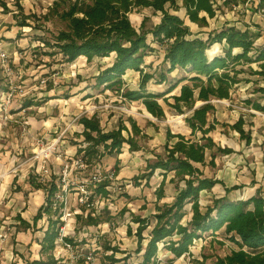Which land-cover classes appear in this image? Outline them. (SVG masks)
<instances>
[{
  "label": "rangeland",
  "instance_id": "374dc122",
  "mask_svg": "<svg viewBox=\"0 0 264 264\" xmlns=\"http://www.w3.org/2000/svg\"><path fill=\"white\" fill-rule=\"evenodd\" d=\"M2 2L7 4L8 10L1 6ZM262 2L264 5V0ZM257 3L256 0H241L236 9L222 7L215 18H208V26L191 24V30L207 40L208 33L220 30L224 25L245 30L247 21L257 27L253 20H248L246 11L251 6L256 7ZM68 4V0H0V50L8 55L9 69V76L1 72L0 76L5 82H0L8 84L11 79L13 84L9 95L0 94V188L5 193L2 218L13 234L9 243L0 242V264H27L28 261L36 260L40 254V248H36L35 244L40 241L38 238L41 237V230L37 228L32 232V243L21 235L23 244L17 242L20 228L18 226L16 229L14 225L20 215L18 212L33 199L32 192H28L32 190L30 178L40 182L39 177L41 179L44 175V179H49L45 177L51 174L68 179L78 186V189L73 190L67 188L65 193L66 233L75 240V244L72 248H57L55 255L60 260L59 264H109L105 257L112 255V252L105 254V245L122 251L123 254L116 255L118 259L131 254L121 264H141V255L136 254L137 239L129 237L127 230L129 225L134 230L137 228L132 223L131 214L150 217L155 213V190L161 184L162 177L157 173L149 187L145 180L142 186L137 187L135 178L146 173L148 159L153 160L155 153L163 152L168 130L175 134L190 135L185 118L191 113L177 115L163 98L159 102L165 108L166 118L152 119L141 102L131 103L123 99L121 94L125 88L139 89L140 75L135 72H128L123 78L126 84L120 94L104 87L96 88L94 77L113 62L112 58L95 59L92 63H88L86 58H80L74 64L67 65L62 64L61 56L50 55L55 50L48 49L45 44L53 43L58 34L67 29V23L61 15ZM252 9V13L257 15V9ZM178 15L183 18V10ZM145 18H149L146 29H151L160 22L161 17L150 9L140 10L130 16L137 29ZM24 23L26 26L21 27ZM263 45L264 38L256 42L257 47ZM153 47L155 52L146 59V65H152V68L146 70L154 73L155 78L147 88L153 94L163 95L173 85L190 77V74L179 69L169 75L167 83L159 84L158 75L164 67L165 48L158 44H153ZM223 48L215 44L208 55L211 58L224 55ZM249 67H240L246 71L241 77L256 82V85L243 82L231 100L214 101L216 111L210 115V121L219 124L211 136L218 146L231 148L234 153L227 156L220 154L214 168H204L208 177L223 183L211 192L202 194L201 204L204 207L212 205L215 198L225 196L226 189L234 187L237 190L229 194L232 199H247L259 189L262 194L259 195L264 197V114L246 107L243 102L259 97L253 95V90L264 87V77L250 75ZM251 67L253 71H261L259 64H252ZM186 84L192 85L185 81L166 98L178 95L181 86ZM170 102L173 103V100ZM27 105L32 107L26 108ZM95 114L106 132L115 130L121 123L131 129V120L135 121L145 135L137 138L142 150L131 152L129 146L125 145L121 154L104 157L97 167L80 169L76 159L78 147L75 146L82 141L77 137V133L83 130L79 120L84 116L91 118ZM241 118L245 121L246 133L252 136L249 145L241 139L239 133L229 128ZM98 173L111 180V197L107 200L96 199L93 206L88 207L85 204V196L88 195L79 190L85 187L91 193L88 188L90 177ZM257 184L261 188L258 189ZM166 193L167 198L161 205L173 203L177 195L174 185L169 181ZM93 213L95 216L100 215L102 220L112 219L111 224L102 223L91 227L82 221L77 224L76 215L83 216L85 220ZM24 228L22 226L21 229ZM232 247L234 245L223 236H206L195 243L191 255H186L174 264H198L197 261H202L204 255L211 264L217 256H227ZM159 258L161 264H168L171 256L161 249Z\"/></svg>",
  "mask_w": 264,
  "mask_h": 264
},
{
  "label": "trees",
  "instance_id": "16d2710c",
  "mask_svg": "<svg viewBox=\"0 0 264 264\" xmlns=\"http://www.w3.org/2000/svg\"><path fill=\"white\" fill-rule=\"evenodd\" d=\"M224 1L222 6L220 2ZM241 0H68L61 18L67 23V29L58 34L53 43H46L48 49L55 50L53 56H61L62 64H74L84 57L88 63L95 59L112 58L113 62L94 77L96 88L116 91L124 89V77L128 72L140 75L138 90L125 88L121 97L131 103L141 102L146 110L156 119L166 118V111L159 102L164 98L167 106L177 115L191 114L185 118L190 129L189 136L167 131L166 143L162 153H155L154 159L147 160L146 173L135 178L137 187L150 186L153 177L158 173L162 182L155 190V213L150 217L131 214L136 230L128 226L129 237L137 238L136 254L141 255V264H161L159 254L164 250L170 254L168 264L191 255L195 243L206 236H223L231 242V252L225 256H217L211 264H264V198L259 193L247 200H233L229 194L235 190L226 189V196L215 198L212 205L202 206L201 196L211 192L221 181L206 175L204 168L215 167L218 155H231L234 150L222 148L216 144L211 134L219 123L210 121V115L215 113L214 101L231 100L238 86L245 82L254 83L241 77L246 74L243 66H250V75L264 77V45L256 46L262 37L249 28L241 30L236 26L224 25L220 30L208 33L204 40L191 30V24L199 27L208 26V18L216 17L222 7L238 6ZM65 2V1H64ZM6 10L7 4L1 3ZM59 6V5H58ZM261 6L264 7L263 2ZM143 9H150L160 15V22L151 29H146L149 18H145L139 29L134 27L130 16ZM183 10L184 17L178 13ZM24 23L21 27H25ZM30 26V25H28ZM151 39V42L149 40ZM153 44L165 48L164 61L159 84L167 83L170 74L176 70H184L190 77L173 85L166 94H153L148 91L149 83L155 74L147 71L152 65H146V59L156 49ZM215 44L222 45L224 55L211 58L208 55ZM239 53H235V52ZM259 64L261 71H253L251 65ZM3 72L0 63V74ZM5 80L0 76V81ZM192 85L181 86L178 95L169 98L183 82ZM253 84V85H254ZM52 86V85H50ZM51 90V88H50ZM9 91V83L0 82V94ZM256 99L243 101L246 107L264 114V87L253 90ZM173 100V103L170 102ZM201 103L200 106L198 104ZM32 107L27 105L26 108ZM83 130L77 133L82 141L78 147L76 159L82 161L88 168H95L106 156L119 155L125 145L131 152H139L138 137H144L142 129L131 120L129 129L121 123L115 130L106 132L97 114L79 120ZM244 119H240L230 129L239 133L242 140L251 144V133H246ZM126 134V135H125ZM211 159L208 162V159ZM56 177L44 185L30 178V186L35 190L45 192V204L34 218V225L19 219L26 229H36L39 220L46 218V226L39 229L44 232L40 241L41 259L28 261L27 264H59L55 258L56 242L59 235V214L64 210V203L54 207V197L58 192ZM173 184L177 195L173 203L161 202L167 198V183ZM111 180L106 177L100 183L90 177L92 194L88 197L87 206L96 199H109ZM75 184L69 190L77 189ZM144 210L146 209L143 207ZM77 224L85 222L86 226L111 224L112 219L102 220L100 215L89 214L87 219L78 215ZM64 242L75 244L73 238H65ZM222 244V243H220ZM105 261L109 264H121L131 257L126 254L124 259L116 258L118 248L105 245ZM198 264L208 263V257L203 256Z\"/></svg>",
  "mask_w": 264,
  "mask_h": 264
},
{
  "label": "built area",
  "instance_id": "2783aa9c",
  "mask_svg": "<svg viewBox=\"0 0 264 264\" xmlns=\"http://www.w3.org/2000/svg\"><path fill=\"white\" fill-rule=\"evenodd\" d=\"M258 3L256 5V9H257V15L261 18L264 19V7L261 6L262 0H256ZM233 8H237V6H234ZM7 60H8V55L0 50V63H1V68L3 69L4 74H9V69H8V65H7ZM9 76V75H8ZM13 89V84L11 83V79L9 81V91L5 94H3V96L5 95H9L12 92ZM78 166L80 167V169L85 168V166L83 165L82 161L78 160ZM45 174H48V171H45ZM39 177V176H38ZM43 176H41V179L39 177V183H42L44 185H47L48 183L53 181V177H55L53 174H51L50 177L46 176L45 178H49V179H44ZM93 180L97 183H100L102 180H104L106 177L100 175V173H98L97 175L92 177ZM69 181V183H68ZM55 183L57 184L58 187V192L56 193L55 197H54V207L57 208V206L59 204L62 205V203H64V210L62 212V209L60 211L59 214V219L61 221V223L63 222V225H60L59 228V235H58V239L56 242V250L59 246H64L65 248H72L73 245L67 244L64 242L65 238H71L68 236V234L66 233V229H67V219L65 217L66 215V201H65V193L68 191L70 185H71V181L68 179H62V178H58L56 177ZM68 188V189H67ZM78 189V188H77ZM108 190H110V187L108 188ZM79 191H84L86 192L85 196L83 195V197L85 196V199L87 200L85 204L88 203V197L92 194L89 193L85 187H81V189ZM83 197H82V202H83ZM101 200H106V199H101ZM3 203H4V198L2 197V189L0 188V242L2 244L4 243H9L10 238L13 236L11 229L7 228V223L3 221ZM93 206V204L90 205V207ZM70 216V215H69ZM78 215H76L77 217ZM75 217V218H76ZM55 250V251H56ZM55 255V252H54ZM55 258L57 259L56 255ZM59 260V259H57ZM88 260H90V257L88 258Z\"/></svg>",
  "mask_w": 264,
  "mask_h": 264
},
{
  "label": "crops",
  "instance_id": "0c3cea01",
  "mask_svg": "<svg viewBox=\"0 0 264 264\" xmlns=\"http://www.w3.org/2000/svg\"><path fill=\"white\" fill-rule=\"evenodd\" d=\"M252 8H256V7H253V6H251V8H249V9H247L246 11H247V15H248V20H253V22H255L254 24L257 26V27H254V26H252L251 25V23H248L247 21H246V25L244 26L245 27V30L247 29V28H249L250 30H252V31H257L258 33H261V35H262V37L260 38V39H263L264 38V21L263 20H261V18L258 16V15H256V13H252V11L251 10H253ZM256 12V11H255ZM185 16V15H184ZM256 18V19H255ZM258 18V19H257ZM255 20H258V21H255ZM248 24H250V25H248ZM256 32V33H257ZM84 57H82L81 59H83ZM257 181H259V180H257ZM257 186H258V189L259 188H261V185L260 184H257ZM159 187V186H158ZM157 187V188H158ZM156 188V189H157ZM257 190V189H256ZM262 191H264L263 189H262ZM28 192H32V194H31V197L33 196V199L32 200H30V201H28V205H27V203H26V205H24L23 207H22V210H21V212H18V213H20V215H18L17 216V219H16V221H17V223H15V227L14 228H16L17 229V227H18V229L20 228V230H19V233H18V239H17V242L18 243H23L24 244V240H22L21 238V235H24V237L23 238H25V240H28L27 242H29L30 241V243H32L31 242V240H32V232H35L36 231V229L38 228V229H42V228H44L45 226H46V218H44L43 220H39V222L37 223V225H36V229H33V228H31V229H25L24 228V226H23V228L24 229H21L22 228V225H21V222H20V218L21 219H23L24 221H26V222H28L30 225H31V227H33V225H34V218H35V216L37 215V213H38V211H39V209L45 204V192L43 191V190H35L34 188H32V190H30V191H28ZM33 192H35V193H33ZM205 193V192H204ZM260 194V195H262L261 194V191H260V189L259 190H257V192L256 193H253V195H251L250 197H248L247 199H249V198H251V197H254V196H256L257 194ZM4 195H5V193L3 192V190H2V197L3 198H5L4 197ZM264 195V194H263ZM226 196V195H225ZM224 197V196H223ZM263 197V196H262ZM231 198V197H230ZM264 198V197H263ZM247 199H243V200H247ZM233 200H235V199H233ZM43 223V224H42ZM22 232V233H21ZM40 233V235H41V237H36V238H38L40 241H42L43 240V237H44V232L43 231H40L39 232ZM30 237V238H29ZM137 239V238H136ZM40 241L39 242H36V248H40V251H41V246H40ZM138 243V242H137ZM19 246V245H18ZM40 251H39V253H40ZM41 255L40 254H38V257H37V259L36 260H40L41 259V257H40ZM27 263V262H26Z\"/></svg>",
  "mask_w": 264,
  "mask_h": 264
},
{
  "label": "bare ground",
  "instance_id": "6f19581e",
  "mask_svg": "<svg viewBox=\"0 0 264 264\" xmlns=\"http://www.w3.org/2000/svg\"><path fill=\"white\" fill-rule=\"evenodd\" d=\"M147 114H148V116H150L152 119H153V116L149 113V112H147ZM179 119V118H178Z\"/></svg>",
  "mask_w": 264,
  "mask_h": 264
},
{
  "label": "water",
  "instance_id": "95a60500",
  "mask_svg": "<svg viewBox=\"0 0 264 264\" xmlns=\"http://www.w3.org/2000/svg\"><path fill=\"white\" fill-rule=\"evenodd\" d=\"M200 106V105H199Z\"/></svg>",
  "mask_w": 264,
  "mask_h": 264
}]
</instances>
